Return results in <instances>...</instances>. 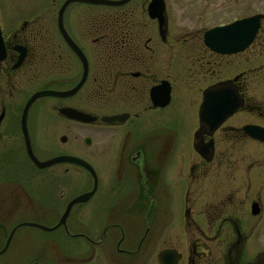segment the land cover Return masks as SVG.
<instances>
[{
    "label": "flooded vegetation",
    "instance_id": "flooded-vegetation-1",
    "mask_svg": "<svg viewBox=\"0 0 264 264\" xmlns=\"http://www.w3.org/2000/svg\"><path fill=\"white\" fill-rule=\"evenodd\" d=\"M65 1L57 6L53 0L47 20L19 23L0 11V264H139L149 262L152 247L161 248L156 264L165 251L177 256L176 264H264V141L248 134H264V0H179L194 13L179 23L168 16V0H161V25L148 14L151 0L68 7L63 29L87 59L86 80L72 97L35 103L26 125L36 155L32 111L41 102H56L50 112L64 121L70 136V142L65 136L60 142L72 147L77 134L84 137L83 157L74 153L79 147L54 157L75 158L88 167L64 164L40 171L26 156L20 121L33 93L22 96L20 115L8 122L13 97L7 91L21 86L20 75L36 62L32 40L49 41L47 90L65 92L80 81L81 65L57 25ZM73 7L85 9L70 16ZM253 7L261 10L231 15ZM253 17H259L258 28L242 50L220 55L204 45L210 30ZM218 18L225 20L215 23ZM209 22L214 24L205 25ZM243 34L247 31H230L226 37ZM174 38L189 47L175 49ZM21 50L25 55L16 67ZM169 51L176 65L168 64ZM220 72L225 74L217 77ZM212 94L236 105L216 126L200 120L205 97ZM61 109L95 121L79 123ZM110 118L120 120L104 121ZM14 136L24 160L12 152ZM60 188L68 194L55 196ZM75 188L79 192L72 194ZM80 196L88 198L73 204L65 223L56 226ZM39 221L53 229L19 227Z\"/></svg>",
    "mask_w": 264,
    "mask_h": 264
},
{
    "label": "rangeland",
    "instance_id": "rangeland-1",
    "mask_svg": "<svg viewBox=\"0 0 264 264\" xmlns=\"http://www.w3.org/2000/svg\"><path fill=\"white\" fill-rule=\"evenodd\" d=\"M60 0H55L56 5L59 6ZM53 0H0V11H2L3 13H1V15L3 16V14L5 16H9L10 19H15L14 17H18L19 20H17L19 23L22 21H27V22H32L35 20H39L36 17H43V19L47 20L48 17L50 16V13H48V8H51V5L53 4ZM196 3V2H195ZM181 6V3H179V0H168V13H169V17L173 18L174 16L176 17L175 21H178L176 23H179L180 20L185 17V16H193L194 13H192L193 8H183ZM185 6V5H183ZM33 7V9H32ZM191 7V6H190ZM39 8V9H38ZM44 9V10H43ZM58 9V7L56 8V10ZM82 9H85V7H83ZM81 7H73L70 9L69 13L70 16H76L77 14H79L80 10H82ZM95 8H89L87 10L89 11H95ZM261 9L257 8V7H253V8H248L245 9L244 11L240 10V9H234L232 12V17L235 13V11L237 12H244V13H252V12H259ZM38 11H40V13H38ZM22 18V19H21ZM173 20V19H172ZM171 20V22H172ZM223 18H218L216 19L215 23L218 22H222ZM214 23L209 22L205 25H212ZM176 26V24H175ZM44 31H47L46 26L43 27ZM194 41V40H193ZM200 41V40H199ZM57 42V48L61 47L62 45H60V43L58 41ZM173 42H178V45L175 46V49H184V48H188L189 45H185V43H183L184 41H178L176 38H174ZM195 42V41H194ZM30 43V47L33 50V54L32 57L35 58L36 62L34 65L30 66V68H28V66H26V69L24 71L23 77L21 78V71H20V80L22 82L21 86H15L14 88L8 89L7 93L9 96L13 97V100H9L8 102V116H7V120L8 122L10 121V118L12 116H14L13 114H16V116L14 117H18L20 115V110L22 107V96L23 99H25L26 97H28V95L34 93L35 91L38 90H45V89H49L50 87V68L51 66L49 65L50 63V55H49V41L48 40H32ZM59 45V46H58ZM37 48V49H36ZM35 50V51H34ZM36 52V53H35ZM177 52V51H176ZM178 53V52H177ZM173 52L169 51V56H168V64L172 63L175 64L176 62L174 61L175 58H177V56H172ZM31 57V58H32ZM62 57H64V55L62 54ZM97 57L98 56H93V62L95 63V58L97 61ZM66 58V57H65ZM173 61L170 62V60ZM181 58V57H179ZM29 60V59H28ZM69 61H71L69 64L73 65L75 64L73 62V60L71 58H69ZM180 61V60H179ZM28 61L25 64H29ZM66 65H68V62H65ZM31 65V64H29ZM176 65V64H175ZM28 69V71H27ZM235 69V68H232ZM231 69V70H232ZM221 70L218 69V71ZM218 71H216V74H218ZM225 73L220 72V75L218 76H223ZM16 89V90H15ZM17 91V93H16ZM24 101V100H23ZM53 101H44L39 103L38 107L36 106L32 113H35V117L36 119V125H37V130L35 131V134L33 136L34 139V144H35V151H36V157L38 158V160L40 161H46L54 156L57 155H64L66 153H68L70 150H76L78 147L81 149H77L76 152H74L75 154L81 155L83 157V144H82V136L83 134L78 135L77 137L80 138V140L77 142L73 141L72 147L71 145L65 146L60 142V139L62 137H66L65 132H64V121L58 119L57 115L50 112L51 107L54 105ZM34 115V114H33ZM68 137L67 140H69L70 142V136L67 133ZM18 142V141H16ZM15 142V136L14 138L12 137L11 140V145H13L12 151L14 154L16 153V155L19 157V159H23L24 160V152L23 149L21 147V144L18 145V143ZM254 150V149H252ZM82 151V152H81ZM10 152V151H9ZM249 154L253 155V151L250 150V148H248V152ZM25 162V161H24ZM25 165H29L27 162H25ZM28 169V168H27ZM31 169V170H30ZM30 171H29V176L31 178L32 176V167H30ZM63 170V169H62ZM40 176H48L49 173H45V172H40L39 173ZM62 174V173H61ZM74 174V173H73ZM83 178V174L81 175ZM81 176H77V179H80ZM80 181V180H79ZM67 191V190H66ZM79 189H73L72 190V194L78 193ZM67 195L68 193L65 192V190L63 188H60L59 190L55 191V196H59V195ZM40 225H46L43 222H38ZM161 250V248H156V247H152L151 250V259L149 260V262L146 263H139V264H156V255L157 253Z\"/></svg>",
    "mask_w": 264,
    "mask_h": 264
},
{
    "label": "water",
    "instance_id": "water-1",
    "mask_svg": "<svg viewBox=\"0 0 264 264\" xmlns=\"http://www.w3.org/2000/svg\"><path fill=\"white\" fill-rule=\"evenodd\" d=\"M129 1L131 0H119V1L66 0L61 6L59 13H58V21H57L58 29H59V32L62 36L64 43L71 50L73 55L77 58L78 62L80 63L81 68H82V76L78 84L71 90H68L65 92L40 90V91L35 92L34 94L31 95V97L27 100V102L25 103L23 107L20 121H21V130H22V134L24 138L25 151L31 163L38 170H46L53 166L64 165V164H73L81 168L88 167L83 161L75 159V158H71V157H66V156H60V157L52 158L46 161L38 160L33 154V151L31 149V144H30V140H29V136L27 132L26 122H27L28 113L31 107L36 102L43 100V99H48V98L66 99V98L72 97L79 91V89L83 86L86 80V76L88 72L87 59L85 58L81 50L76 46V44L67 36L65 30L63 29V23H62L63 14L65 13L66 9L70 7L71 5L84 4V5H93V6L121 7V6L126 5ZM148 13L152 19H157L159 21V24L161 25L163 22V4L161 0H152L149 6V9H148ZM258 19L259 17H253V18L241 21V22L234 23L230 26L213 29L205 34L204 45L208 47L210 50L220 55L238 52L239 50H242L243 48H245L253 39L257 31V28H258ZM244 30L247 31V35L243 34L241 38H237L236 36H232L230 38L226 37V32H230V31H236V32L242 31L243 32ZM3 54H4V50L2 49V40L0 36V55L2 56ZM24 55H25L24 51L21 50L20 57H19L16 67H18L21 64L24 58ZM204 101H205L204 105L202 106L203 113L200 116V120L201 122L205 124H207L211 120H214L211 123V126H216L220 122H222L224 118H226L232 113V110L236 106L235 102L233 101L228 102L224 100V97L222 95H219V94H216V95L212 94L209 96L207 95ZM224 101L226 103L225 106H224ZM214 111H215V118H212L211 113ZM59 113L62 116L67 117L71 120H75L77 122H81L85 124L92 123L95 121V119L92 118L91 116L80 114L73 110L61 109ZM115 120H120V119L119 118L104 119V121L106 122H112ZM248 134L250 137L254 139L264 141V134L257 130H248ZM87 198L88 196L87 197L80 196L76 198L73 202H71L67 206L63 215L60 217V220L56 226H60L65 223V220L73 204L83 203ZM19 227H30L34 229H40L43 231H50L53 229V228L49 229L47 227H44L38 224H33V223L21 224ZM11 236L12 234L9 236L8 241L10 240ZM169 255H171V259L169 258L170 260L165 261L164 259H166ZM176 262H177V256H175V254H170L167 251L160 253L157 258L158 264H176Z\"/></svg>",
    "mask_w": 264,
    "mask_h": 264
}]
</instances>
